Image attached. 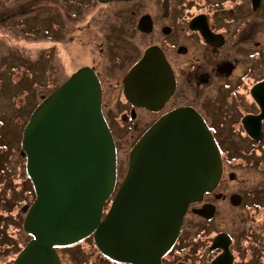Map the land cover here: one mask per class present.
I'll use <instances>...</instances> for the list:
<instances>
[{
  "label": "flooded vegetation",
  "instance_id": "1",
  "mask_svg": "<svg viewBox=\"0 0 264 264\" xmlns=\"http://www.w3.org/2000/svg\"><path fill=\"white\" fill-rule=\"evenodd\" d=\"M46 1L54 20L52 33L59 34L53 43L63 49L67 78L83 66L91 67L99 78L102 111L115 140L117 160L153 123L180 107H190L203 117L219 147L221 179L201 201L188 206L179 235L160 264H212L222 254L223 264H264V179L239 193L243 198L238 207L246 209V216L241 217L237 232L217 225L207 233L210 223L223 222L227 212L236 208L230 196L238 192L228 195L223 188L226 174L236 172H228L226 165L249 169L255 160L264 159V118L260 140L249 134L246 125L250 119L258 122L256 116L262 113L255 94L264 83V0L256 8L253 0ZM18 9L25 13L28 7ZM8 13L16 14L13 9ZM52 50L49 56L56 60L60 47ZM146 54L154 73L133 77L146 84L140 96L133 92L128 98L124 81ZM152 78L162 80V85L152 87ZM123 128L126 135L116 138ZM119 184L117 179L114 194ZM258 190L263 192H254ZM249 194L253 198L247 202ZM204 204L215 206L211 218L194 210ZM221 233L231 255L221 243L213 246ZM32 237L13 236L19 250L9 264ZM87 238L90 243L80 249L56 247L60 264H132L110 258L95 246L92 235Z\"/></svg>",
  "mask_w": 264,
  "mask_h": 264
},
{
  "label": "water",
  "instance_id": "2",
  "mask_svg": "<svg viewBox=\"0 0 264 264\" xmlns=\"http://www.w3.org/2000/svg\"><path fill=\"white\" fill-rule=\"evenodd\" d=\"M259 3L253 0L255 8ZM152 73L146 54L127 75L125 95L129 98L137 92L140 96L146 81L131 79ZM150 85L160 87L162 80L152 78ZM255 95L262 113L256 116L258 122L250 119L246 125L249 134L260 140L264 83ZM21 143L36 197L22 207L23 227L33 237L13 264H60L56 247L89 235L99 250L116 261L160 264L179 235L188 206L214 190L223 171L219 147L203 117L190 107H180L158 119L136 141L114 194L116 144L102 111L99 78L89 66L42 95L24 127ZM235 177L230 173V179ZM242 198L238 193L230 196L235 206ZM194 210L211 218L215 206L204 204ZM223 242L221 233L213 246L221 243L230 254ZM223 257L212 264H223Z\"/></svg>",
  "mask_w": 264,
  "mask_h": 264
},
{
  "label": "rangeland",
  "instance_id": "3",
  "mask_svg": "<svg viewBox=\"0 0 264 264\" xmlns=\"http://www.w3.org/2000/svg\"><path fill=\"white\" fill-rule=\"evenodd\" d=\"M46 5V0H0V13H4L0 16V118L4 119L7 127L16 129L17 132L26 124L31 112L41 102V96L51 93L67 79L63 66L65 62L62 58L63 49L53 43V38H58L59 34L52 33L54 29L51 21L54 20L48 15L50 10ZM19 7H28V10L19 13ZM12 9L16 14L9 17L11 14L8 11ZM261 16L264 21V10ZM55 47H60V51H56L59 58L52 60L49 54ZM122 117L124 118L125 114ZM127 127L125 129H128ZM125 129L120 130L121 134L116 132V138L125 136ZM128 150L129 147L118 155V184L121 183L123 171L128 167L130 153ZM19 153L13 155L14 160L10 164L13 175L18 173L16 163L18 157L22 156L21 154L19 156ZM226 167L228 172H236L235 179L231 180L226 174L227 183L226 185L223 183V188L228 195L232 191L244 194L249 186L261 183L264 179L263 169L256 165L249 169H243L240 164H227ZM243 180L246 182L241 183ZM252 198L249 194L245 200L249 202ZM244 216L246 209L236 206L227 212L223 222L210 223L207 226V233L217 225L227 230L233 228L232 231L237 232L241 225V217ZM10 232L17 233L20 240L30 238V234L24 235L15 229H11ZM86 238L68 245L67 249L74 250L87 246L91 238Z\"/></svg>",
  "mask_w": 264,
  "mask_h": 264
},
{
  "label": "trees",
  "instance_id": "4",
  "mask_svg": "<svg viewBox=\"0 0 264 264\" xmlns=\"http://www.w3.org/2000/svg\"><path fill=\"white\" fill-rule=\"evenodd\" d=\"M24 126L17 132L16 129L7 127L4 119L0 118V264H9L8 262L17 254L19 246L13 238L17 233H11L10 230L15 229L16 232H23L26 235L21 205L31 203L35 198V191L26 170V156L21 146ZM17 152L22 156L18 157L16 163L18 173L13 175L10 164ZM254 165L264 170V159L255 160ZM257 196L258 194L254 193L253 197Z\"/></svg>",
  "mask_w": 264,
  "mask_h": 264
}]
</instances>
